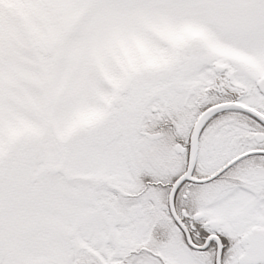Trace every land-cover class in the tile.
Here are the masks:
<instances>
[{"label": "snow or ice", "instance_id": "1", "mask_svg": "<svg viewBox=\"0 0 264 264\" xmlns=\"http://www.w3.org/2000/svg\"><path fill=\"white\" fill-rule=\"evenodd\" d=\"M0 264H264V0H0Z\"/></svg>", "mask_w": 264, "mask_h": 264}]
</instances>
